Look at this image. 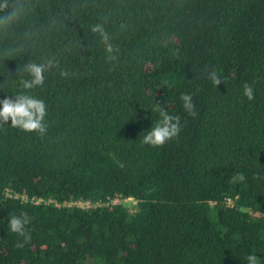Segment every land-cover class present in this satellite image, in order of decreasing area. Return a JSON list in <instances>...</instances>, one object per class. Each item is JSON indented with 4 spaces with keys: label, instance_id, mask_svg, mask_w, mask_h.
<instances>
[{
    "label": "trees",
    "instance_id": "16d2710c",
    "mask_svg": "<svg viewBox=\"0 0 264 264\" xmlns=\"http://www.w3.org/2000/svg\"><path fill=\"white\" fill-rule=\"evenodd\" d=\"M0 5V100L25 91L26 64L57 63L28 90L46 133L0 125V264H264V0ZM156 102L180 118L160 147L142 143ZM25 212L27 243L8 227Z\"/></svg>",
    "mask_w": 264,
    "mask_h": 264
},
{
    "label": "clouds",
    "instance_id": "9594fccd",
    "mask_svg": "<svg viewBox=\"0 0 264 264\" xmlns=\"http://www.w3.org/2000/svg\"><path fill=\"white\" fill-rule=\"evenodd\" d=\"M3 7H6V5H0V8ZM11 21V15L0 17V25L9 24ZM91 31L99 34L100 41L104 44L106 59L108 61L116 60L117 57L114 53H117L119 48L111 42V37L103 26L96 24L92 26ZM55 67H57V63H54L52 59L43 63L31 62L25 65L24 71L30 77L20 81L25 91L14 95V98L6 97L0 100V125L7 124L10 120L11 127L18 128L24 132H36L41 136L46 133L47 123L45 117L48 115V110L45 101L29 94L28 90L41 87L45 82V72ZM205 71L208 79L212 81L215 87L223 82L215 69L210 71L206 69ZM60 75L67 76L68 73L65 70H61ZM243 95L249 101L255 98L253 87L248 83L243 84ZM180 100L184 110L190 116L195 117L197 112L191 94H181ZM152 110L157 112L160 118L152 124L146 133H143L142 143L152 147H160L179 135L180 118L178 115L170 114L159 102L155 103ZM232 180L233 182L244 181L245 176L243 173L238 172L232 177ZM30 222L31 217L26 212L21 213L19 216L13 214L8 221V227L10 231L23 237L24 243H27L30 240V233L27 231L26 226ZM24 243H18L17 247H23ZM247 264H260V258L255 254H249L247 256Z\"/></svg>",
    "mask_w": 264,
    "mask_h": 264
},
{
    "label": "built area",
    "instance_id": "2783aa9c",
    "mask_svg": "<svg viewBox=\"0 0 264 264\" xmlns=\"http://www.w3.org/2000/svg\"><path fill=\"white\" fill-rule=\"evenodd\" d=\"M125 201H131V200H125ZM111 204H119L120 201L119 200H113L110 202ZM64 205H68V206H71V205H76L78 207H81V208H88L90 207L91 205L88 203V202H70L68 204H64Z\"/></svg>",
    "mask_w": 264,
    "mask_h": 264
},
{
    "label": "rangeland",
    "instance_id": "374dc122",
    "mask_svg": "<svg viewBox=\"0 0 264 264\" xmlns=\"http://www.w3.org/2000/svg\"><path fill=\"white\" fill-rule=\"evenodd\" d=\"M124 204L128 206L131 210H133L135 202L133 201H124Z\"/></svg>",
    "mask_w": 264,
    "mask_h": 264
}]
</instances>
